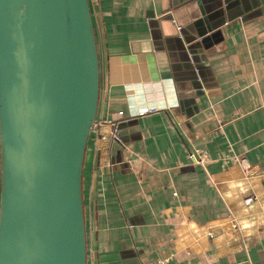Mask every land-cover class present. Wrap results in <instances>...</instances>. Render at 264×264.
Here are the masks:
<instances>
[{"label": "crops", "instance_id": "crops-1", "mask_svg": "<svg viewBox=\"0 0 264 264\" xmlns=\"http://www.w3.org/2000/svg\"><path fill=\"white\" fill-rule=\"evenodd\" d=\"M260 3L90 0L100 57L97 121L117 124L123 139L109 152L111 166L100 164L94 134L88 145L83 192L91 264H264ZM170 16L192 43L203 95ZM144 110L154 112L140 116ZM191 150L206 163L194 162ZM233 159L254 175L216 185L238 168ZM248 195L256 197L249 208ZM229 215L242 230L221 234ZM212 225L219 235L207 243Z\"/></svg>", "mask_w": 264, "mask_h": 264}, {"label": "water", "instance_id": "water-1", "mask_svg": "<svg viewBox=\"0 0 264 264\" xmlns=\"http://www.w3.org/2000/svg\"><path fill=\"white\" fill-rule=\"evenodd\" d=\"M100 80L90 0H0V264H91L83 180Z\"/></svg>", "mask_w": 264, "mask_h": 264}, {"label": "built area", "instance_id": "built-area-1", "mask_svg": "<svg viewBox=\"0 0 264 264\" xmlns=\"http://www.w3.org/2000/svg\"><path fill=\"white\" fill-rule=\"evenodd\" d=\"M180 30V28H178ZM154 110H144L140 112V116H145L147 114L153 113ZM93 134L95 135V148L96 153L99 156V162L102 165L105 166H111L109 164V152L111 148L115 145H123V139L121 136V132L117 124L112 122H106L104 124L102 123H96ZM190 158L194 160V162H198V164L204 165L207 161V158L205 156L201 155L196 150L190 151ZM233 161H237L240 164H237L238 168H232L231 172L226 174L225 176H221L215 179V184H224L228 182H241L243 180L250 179L252 175H254V168L250 165H247L243 162H240L238 159H233ZM256 202V197L253 195H248L244 198L243 204L245 207L249 208ZM227 225L226 227H223L220 229L219 232L227 233V234H235L238 233L240 230H242V223L233 215H229L226 218ZM219 225H212L208 227L205 231V236L203 239L207 241V243H210L211 241H215L218 238L219 233H217V228ZM195 232V231H194ZM199 239V238H196ZM196 244L195 242L193 243ZM197 246V245H195ZM179 251L181 249L179 248ZM188 254H191V250H188L186 247L185 250Z\"/></svg>", "mask_w": 264, "mask_h": 264}]
</instances>
